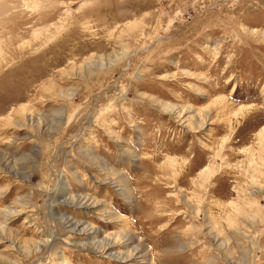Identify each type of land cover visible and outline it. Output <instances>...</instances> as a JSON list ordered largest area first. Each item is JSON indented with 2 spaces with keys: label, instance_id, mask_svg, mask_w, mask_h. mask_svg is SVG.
Masks as SVG:
<instances>
[{
  "label": "rangeland",
  "instance_id": "rangeland-1",
  "mask_svg": "<svg viewBox=\"0 0 264 264\" xmlns=\"http://www.w3.org/2000/svg\"><path fill=\"white\" fill-rule=\"evenodd\" d=\"M0 264H264V0H0Z\"/></svg>",
  "mask_w": 264,
  "mask_h": 264
},
{
  "label": "bare ground",
  "instance_id": "bare-ground-1",
  "mask_svg": "<svg viewBox=\"0 0 264 264\" xmlns=\"http://www.w3.org/2000/svg\"><path fill=\"white\" fill-rule=\"evenodd\" d=\"M260 130H261V129H260ZM260 130H259V131H260ZM81 204H83V203L81 202ZM95 229H96V228H95ZM131 256H132V255H131ZM131 256H129V257H131ZM133 259H135V258H133Z\"/></svg>",
  "mask_w": 264,
  "mask_h": 264
}]
</instances>
